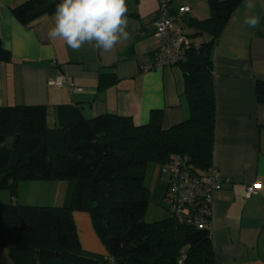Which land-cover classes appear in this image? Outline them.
Segmentation results:
<instances>
[{
	"label": "trees",
	"instance_id": "16d2710c",
	"mask_svg": "<svg viewBox=\"0 0 264 264\" xmlns=\"http://www.w3.org/2000/svg\"><path fill=\"white\" fill-rule=\"evenodd\" d=\"M242 1L207 0V19L185 20L191 44L202 36L208 39L176 65L190 115L168 129H163L159 111L148 124L136 126L130 118L114 115L87 120L76 107L63 105L58 107L57 127L49 128L44 106L0 107V193L10 199L0 203V250L9 252L12 264H179L182 256L181 264H216L210 230L184 226L172 217L166 205L169 186L167 219L144 221L150 202L145 175L149 166L164 169L172 158L185 157L198 177L214 168L212 49ZM60 2L26 0L11 14L29 26L41 16L54 15ZM9 61L0 43V63ZM116 81L113 74L101 75L98 89ZM254 92L264 107L263 81L256 80ZM20 182H65L64 204H17L13 201ZM75 212L89 216L105 256L82 250Z\"/></svg>",
	"mask_w": 264,
	"mask_h": 264
},
{
	"label": "crops",
	"instance_id": "0c3cea01",
	"mask_svg": "<svg viewBox=\"0 0 264 264\" xmlns=\"http://www.w3.org/2000/svg\"><path fill=\"white\" fill-rule=\"evenodd\" d=\"M24 1L0 0V43L10 54L8 63H0V107L44 106L49 128L57 127L58 107L63 105L76 107L87 120L114 115L130 118L136 126L148 124L151 114L158 111L163 129L189 119L180 69L145 71L159 47L154 24L165 0H126L129 38L109 52L90 44L73 51L64 41L49 39L54 15L22 25L11 9ZM244 3L236 8L212 49L216 103L212 166L222 180L211 208L210 239L216 264H264V249L254 244L251 228L257 222L264 224V107L256 102L254 92L256 80L264 82V30L244 25ZM256 5V13L264 18V0H256ZM168 6L171 18L181 6L189 7L183 18L186 29L185 20L209 17L207 0H170ZM58 74L70 77L80 91L48 87L47 80ZM112 74L117 81L99 90L100 76ZM168 180L160 166L147 168L150 202L144 221L148 224L168 217L164 209ZM252 184H259L260 189L246 199L245 189ZM66 191L65 182H20L13 202L61 207ZM9 202L8 194L1 192L0 203ZM73 220L82 250L103 254L89 216L85 220L73 213ZM77 220L86 222V247Z\"/></svg>",
	"mask_w": 264,
	"mask_h": 264
},
{
	"label": "built area",
	"instance_id": "2783aa9c",
	"mask_svg": "<svg viewBox=\"0 0 264 264\" xmlns=\"http://www.w3.org/2000/svg\"><path fill=\"white\" fill-rule=\"evenodd\" d=\"M169 1L163 2L156 14L155 37L159 41L153 62L145 71L153 68L174 67L185 57L191 48L198 49V43H190L187 37L183 18L189 7L181 6L175 18L168 16ZM56 66V62H52ZM50 88L67 89L68 92L80 91L70 77L58 74L47 80ZM169 177V190L166 205L176 222L196 230H210L211 208L216 194L222 189V180L217 170L210 168L205 175L198 177L191 171V165L184 158H172L163 169ZM260 189L259 184L246 187L245 197L251 198ZM182 256L179 264L184 261Z\"/></svg>",
	"mask_w": 264,
	"mask_h": 264
},
{
	"label": "clouds",
	"instance_id": "9594fccd",
	"mask_svg": "<svg viewBox=\"0 0 264 264\" xmlns=\"http://www.w3.org/2000/svg\"><path fill=\"white\" fill-rule=\"evenodd\" d=\"M256 6V0H245L243 23L248 28L264 30V18L256 13ZM127 11L126 0H61L48 37L64 41L73 51L90 44L98 51L109 52L129 38Z\"/></svg>",
	"mask_w": 264,
	"mask_h": 264
},
{
	"label": "rangeland",
	"instance_id": "374dc122",
	"mask_svg": "<svg viewBox=\"0 0 264 264\" xmlns=\"http://www.w3.org/2000/svg\"><path fill=\"white\" fill-rule=\"evenodd\" d=\"M185 30H186L187 35H189L190 34L189 30L188 29H185ZM207 39H208V37H203V38H199L198 40L203 42V41H207ZM48 126L51 127L50 121L48 123ZM75 213L84 216V218L86 220V212H84V213L83 212H75ZM253 217L257 218V216H253ZM77 225H78L80 237L82 238V244L86 247V222L78 221ZM251 228L254 230V238H253L254 244L256 246L258 245L260 251H262L264 249V224H263V222L261 224H260V222H257L256 224L252 225ZM101 246L104 250L103 254L94 252L96 250H93V249H92L93 252H90V253L94 254L95 257L105 256L106 250L104 249L102 244H101ZM0 264H12L8 251L0 250Z\"/></svg>",
	"mask_w": 264,
	"mask_h": 264
}]
</instances>
